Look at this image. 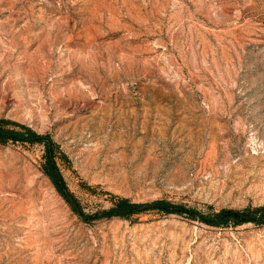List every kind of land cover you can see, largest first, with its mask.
<instances>
[{
  "label": "rangeland",
  "instance_id": "obj_1",
  "mask_svg": "<svg viewBox=\"0 0 264 264\" xmlns=\"http://www.w3.org/2000/svg\"><path fill=\"white\" fill-rule=\"evenodd\" d=\"M0 264H264V0H0ZM6 128L20 130L8 125ZM69 200V201H68Z\"/></svg>",
  "mask_w": 264,
  "mask_h": 264
},
{
  "label": "trees",
  "instance_id": "obj_2",
  "mask_svg": "<svg viewBox=\"0 0 264 264\" xmlns=\"http://www.w3.org/2000/svg\"><path fill=\"white\" fill-rule=\"evenodd\" d=\"M8 125L19 127L20 130L6 128L5 126ZM35 136L34 132L24 126L0 120V143L5 142L8 139L15 142L32 141ZM45 174L56 186L59 193L64 194V196L65 194L67 195L65 199H70V201H68L71 203L72 210L83 221L88 223L98 219L121 218L129 220L134 215L155 211L164 215H185L190 219L200 220L209 226L215 227L239 226L248 222L264 224V206L258 208H247L244 210L223 209L217 213L204 215L195 209L171 203L167 200H157L149 204H136L126 198L120 197L113 198L112 204L108 209L86 215L81 211L79 204L73 196L69 193H64L66 192L65 183L55 165L53 155H49L47 158Z\"/></svg>",
  "mask_w": 264,
  "mask_h": 264
}]
</instances>
